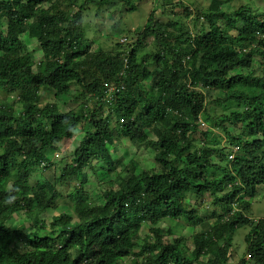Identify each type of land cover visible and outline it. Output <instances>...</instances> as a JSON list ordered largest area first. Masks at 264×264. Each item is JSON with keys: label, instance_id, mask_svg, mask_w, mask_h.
I'll use <instances>...</instances> for the list:
<instances>
[{"label": "clouds", "instance_id": "clouds-1", "mask_svg": "<svg viewBox=\"0 0 264 264\" xmlns=\"http://www.w3.org/2000/svg\"><path fill=\"white\" fill-rule=\"evenodd\" d=\"M77 256L264 264V0H0V264Z\"/></svg>", "mask_w": 264, "mask_h": 264}, {"label": "trees", "instance_id": "trees-1", "mask_svg": "<svg viewBox=\"0 0 264 264\" xmlns=\"http://www.w3.org/2000/svg\"><path fill=\"white\" fill-rule=\"evenodd\" d=\"M93 222H95V218H93ZM70 246H75V247H79L78 245H73L71 242H70V244L69 245H66V247H70ZM79 256H77V257H75L74 259H73V264H76V261L77 260H79Z\"/></svg>", "mask_w": 264, "mask_h": 264}]
</instances>
